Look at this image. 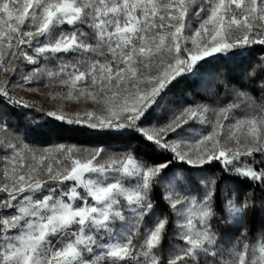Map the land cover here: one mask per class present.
I'll use <instances>...</instances> for the list:
<instances>
[{"label":"rangeland","instance_id":"obj_1","mask_svg":"<svg viewBox=\"0 0 264 264\" xmlns=\"http://www.w3.org/2000/svg\"><path fill=\"white\" fill-rule=\"evenodd\" d=\"M47 2L0 0V92L25 110L92 128L135 119L174 78L225 48L264 45V0ZM83 12L92 34L61 28ZM60 52L80 55L78 66L66 65ZM228 112L184 105L141 124L189 168H152L122 151L73 143L38 148L0 123V213L20 191L46 192L29 201L22 221L11 215L5 229L0 216V264H156L164 234L173 255L186 242L184 253L198 246L204 261L249 251L264 259V219L249 230L246 186L227 187L232 225L212 213L211 166L264 152V114ZM48 237L56 243L43 248Z\"/></svg>","mask_w":264,"mask_h":264},{"label":"trees","instance_id":"obj_2","mask_svg":"<svg viewBox=\"0 0 264 264\" xmlns=\"http://www.w3.org/2000/svg\"><path fill=\"white\" fill-rule=\"evenodd\" d=\"M51 2L54 0H48L47 3ZM61 28L69 32L77 33L81 30L86 34H92L93 25L91 19L84 13L73 24L66 22ZM86 34H84L86 38H92ZM56 57L65 61L66 65L78 66L80 55L74 52H60ZM194 104L222 106L236 117L264 114V45L254 43L247 46L234 45L225 48L214 57L196 63L190 71L174 78L164 87L133 120L92 128L72 118L51 117L36 108L25 110L14 97L0 92V123L6 131H16L26 143L38 148L63 142L73 143L81 150L86 148L94 151L112 149L122 151L142 159L152 168L163 164H167L168 167L176 165L189 168L184 163L175 161L173 153L160 142L149 139L140 130V126L145 121L168 119L176 108ZM193 124L196 125L198 122L195 121ZM211 169L217 176L211 198L214 217L222 224L234 223L231 218L233 213L228 215L227 212V205L233 199L228 197L226 190L232 182L237 183L248 189L247 210H250L252 215L249 230L257 229L259 221L262 222L264 219V152L240 156L228 166L217 163L211 166ZM248 171L253 175L250 176ZM46 183L50 182L46 181L44 184ZM29 188L12 195L9 199L10 204L0 213L2 219L8 220L2 225L5 229L15 222L9 220L11 215L18 216L20 221L24 219V213L30 205L29 201L41 202L44 199L45 191L33 192ZM152 194L158 197L156 193ZM250 234L255 235L256 232L251 231ZM53 239L48 237L43 242V248L49 243H56ZM169 242V236L164 234L155 247L153 253L156 264H264V259L251 251L240 258L226 257L204 261L198 257L200 251L198 246L192 248L191 254L184 253L188 247L186 242L181 244L183 253L173 255L167 248Z\"/></svg>","mask_w":264,"mask_h":264}]
</instances>
